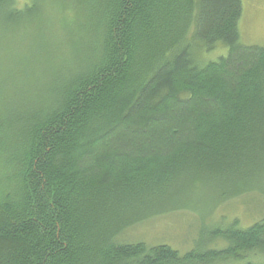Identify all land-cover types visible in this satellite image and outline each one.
I'll return each mask as SVG.
<instances>
[{
	"label": "trees",
	"instance_id": "16d2710c",
	"mask_svg": "<svg viewBox=\"0 0 264 264\" xmlns=\"http://www.w3.org/2000/svg\"><path fill=\"white\" fill-rule=\"evenodd\" d=\"M70 6L83 22L77 41L69 31L74 70L15 104L0 97V264H264L246 257L264 254V217L217 227L224 247L183 255L117 241L208 180L238 183L219 200L264 192V46L240 41L243 0ZM44 7L0 0V28ZM220 44L227 53L207 60Z\"/></svg>",
	"mask_w": 264,
	"mask_h": 264
},
{
	"label": "rangeland",
	"instance_id": "374dc122",
	"mask_svg": "<svg viewBox=\"0 0 264 264\" xmlns=\"http://www.w3.org/2000/svg\"><path fill=\"white\" fill-rule=\"evenodd\" d=\"M57 1L45 0L50 13L45 12L47 9L44 7L40 19L31 25L20 23L8 31L0 28V97L11 98L12 104L28 93L31 96L38 93L39 82L41 89L47 83L53 85L55 77L52 74L55 70L63 76L74 70L77 45L71 42L69 31H74L72 38L77 41L82 37V30L77 24L82 25L83 22L82 19L78 20V9L70 6L71 0H64L62 12ZM73 19V25H64ZM239 31L241 43L264 46V0H243ZM45 45L51 46L49 54L54 60L52 65H48L49 54L44 49ZM221 45L206 53L209 55L207 60H215L227 53L226 47ZM203 184L198 186V191L188 187L181 201H170L158 214L128 226L118 235L117 241L144 242L149 246L165 244L183 255L192 249L201 251L224 247L227 243L214 237L217 227L225 229L237 220L239 227L246 228L263 219L264 192L251 191L219 200L218 192H215L218 188L235 190L238 183L217 178ZM246 257L264 262L261 252H251ZM246 260L211 264H246Z\"/></svg>",
	"mask_w": 264,
	"mask_h": 264
}]
</instances>
